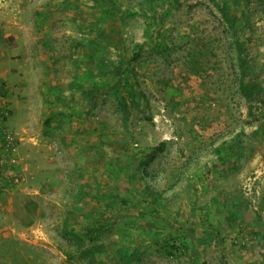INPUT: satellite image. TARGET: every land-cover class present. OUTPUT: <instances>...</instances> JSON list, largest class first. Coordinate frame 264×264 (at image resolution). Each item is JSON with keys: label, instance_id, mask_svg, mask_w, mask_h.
Wrapping results in <instances>:
<instances>
[{"label": "rangeland", "instance_id": "obj_1", "mask_svg": "<svg viewBox=\"0 0 264 264\" xmlns=\"http://www.w3.org/2000/svg\"><path fill=\"white\" fill-rule=\"evenodd\" d=\"M0 127V264H264V0H0Z\"/></svg>", "mask_w": 264, "mask_h": 264}, {"label": "trees", "instance_id": "obj_2", "mask_svg": "<svg viewBox=\"0 0 264 264\" xmlns=\"http://www.w3.org/2000/svg\"><path fill=\"white\" fill-rule=\"evenodd\" d=\"M100 69H108L111 74V80L108 82H104L100 87H84L82 90V96L87 101L88 110L91 109L97 98L101 96L105 92L115 91L123 88L124 77L126 76V66L122 63H113L110 61H98L97 63ZM126 84V83H125ZM100 90V93L98 92ZM85 236L87 237L90 244H96L98 238L102 234L109 233L111 230V226H103V225H86L85 227ZM96 246V245H94ZM98 246H102L101 244ZM172 251L179 252V248L170 246ZM192 264H207L205 261L194 262Z\"/></svg>", "mask_w": 264, "mask_h": 264}, {"label": "built area", "instance_id": "obj_3", "mask_svg": "<svg viewBox=\"0 0 264 264\" xmlns=\"http://www.w3.org/2000/svg\"><path fill=\"white\" fill-rule=\"evenodd\" d=\"M14 143L12 138L8 135L7 131L0 127V169L3 166V156H7L13 149ZM5 161V160H4ZM4 178H7L6 176ZM1 181V177H0ZM1 184V183H0Z\"/></svg>", "mask_w": 264, "mask_h": 264}]
</instances>
